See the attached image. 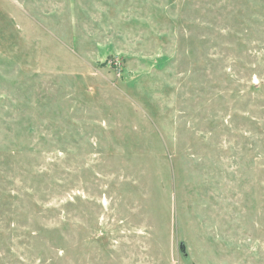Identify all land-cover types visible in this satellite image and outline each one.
Wrapping results in <instances>:
<instances>
[{"label":"rangeland","instance_id":"374dc122","mask_svg":"<svg viewBox=\"0 0 264 264\" xmlns=\"http://www.w3.org/2000/svg\"><path fill=\"white\" fill-rule=\"evenodd\" d=\"M0 264H264V0H0Z\"/></svg>","mask_w":264,"mask_h":264},{"label":"water","instance_id":"95a60500","mask_svg":"<svg viewBox=\"0 0 264 264\" xmlns=\"http://www.w3.org/2000/svg\"><path fill=\"white\" fill-rule=\"evenodd\" d=\"M182 248H184V247H182Z\"/></svg>","mask_w":264,"mask_h":264}]
</instances>
